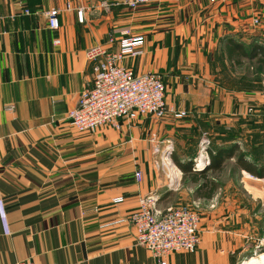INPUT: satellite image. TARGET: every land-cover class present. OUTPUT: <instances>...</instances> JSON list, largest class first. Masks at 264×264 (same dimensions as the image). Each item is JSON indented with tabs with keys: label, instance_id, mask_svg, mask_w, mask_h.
I'll use <instances>...</instances> for the list:
<instances>
[{
	"label": "crops",
	"instance_id": "0c3cea01",
	"mask_svg": "<svg viewBox=\"0 0 264 264\" xmlns=\"http://www.w3.org/2000/svg\"><path fill=\"white\" fill-rule=\"evenodd\" d=\"M67 1L0 0V264H160L138 245L129 221L140 200L152 194L161 209H204L196 251L173 253L167 264L259 260L264 178L248 179L243 199L236 196L241 185L233 193L222 183L211 200H195L196 186L182 180L173 155L183 163L193 158L196 169L205 159L199 145L208 129L211 149L239 143L249 162L264 167V128L247 133L255 126L251 121L230 117L233 64L224 49L229 38L247 51L254 43L264 48V0H238L240 9L236 0H149L135 10L121 4L107 9L105 0H70L67 10ZM53 9L60 11L56 31L46 16ZM257 15L261 24L252 29ZM125 31L145 42L143 54L127 57L124 66L137 75L162 76L168 115L79 132L68 112L94 83L95 63L87 52L116 51ZM173 110L186 116L179 119ZM237 127L239 142L228 139ZM169 145L180 185L177 177L170 182L155 152Z\"/></svg>",
	"mask_w": 264,
	"mask_h": 264
},
{
	"label": "built area",
	"instance_id": "2783aa9c",
	"mask_svg": "<svg viewBox=\"0 0 264 264\" xmlns=\"http://www.w3.org/2000/svg\"><path fill=\"white\" fill-rule=\"evenodd\" d=\"M147 3L149 0H105L102 6L108 9L111 4H121L135 10ZM66 9H72L70 0L67 1ZM59 15L57 9L46 13L51 30L59 28ZM78 17L83 21L82 9L78 10ZM260 23L259 17L253 19V25L259 26ZM144 42L143 36L125 31L116 51L94 47L87 52L88 58L95 63L94 83L81 93L78 106L68 112V119L77 131L93 132L103 126L120 129L121 120L134 121L141 116L162 119L168 115L166 86L162 77L157 73L137 75L124 66L127 57L143 54ZM171 112L177 118L185 116L183 111ZM208 144V140H202L200 152L205 159H199L196 166L200 162H204V166L206 162L209 163ZM155 152L161 155L160 164L169 174L170 182H175L172 170L177 168L172 161V147L169 145ZM136 178L141 180L142 174L136 173ZM122 201V198L114 200L116 203ZM158 202L159 198L155 194L142 198L129 221L138 245L148 249L159 259L160 264H167L166 258L173 253L196 251L200 244L201 216L186 207L161 209ZM16 264L35 263L27 260Z\"/></svg>",
	"mask_w": 264,
	"mask_h": 264
},
{
	"label": "trees",
	"instance_id": "16d2710c",
	"mask_svg": "<svg viewBox=\"0 0 264 264\" xmlns=\"http://www.w3.org/2000/svg\"><path fill=\"white\" fill-rule=\"evenodd\" d=\"M259 17V16H257ZM260 21H261V17ZM261 24V23H260ZM225 53L227 60L233 64V68L242 67L245 61H250L258 67V74H264V48L254 43L247 51V46L234 38L226 39ZM228 139L234 140L236 136L231 134ZM210 163L200 170L193 168V158L187 163L181 162L176 155L173 160L182 172V180L195 185L193 197L195 200H211L218 192L220 178L226 172L227 166L234 161L238 170H244L256 178H264V167L257 169L254 163L247 159L248 154L241 151L239 144L234 143L227 148L216 151L209 149Z\"/></svg>",
	"mask_w": 264,
	"mask_h": 264
},
{
	"label": "rangeland",
	"instance_id": "374dc122",
	"mask_svg": "<svg viewBox=\"0 0 264 264\" xmlns=\"http://www.w3.org/2000/svg\"><path fill=\"white\" fill-rule=\"evenodd\" d=\"M236 1H238V0H236ZM242 3L243 2H241V1L236 2L239 9H240V4L242 5ZM245 3H249V1L245 0ZM237 16L239 18H241L240 17L241 16L240 11L237 14ZM257 16L252 17L250 20V26L252 29H257V27H258L256 25H253V19L257 18ZM245 30H247V27H245ZM233 83L234 84H233L232 88L234 89L235 95H234V99L232 100L233 101V111H232V114L230 115V117L237 120V122L241 121L243 119V117L245 118V119H243V121H245V120L251 121L250 124L253 123V125H255V126L248 127L246 129V132L251 133V134H257L258 130H260L261 128H264V107H263L264 103L259 104L260 100L258 99L259 93L264 98V74H258V67L256 66L255 63L250 62V61H245L244 65L240 68L234 66V68H233ZM247 95H249V99L247 98ZM183 112H185V111H183ZM207 115L208 114L201 116V117H207ZM185 116H186V112H185ZM185 116H183L181 118H184ZM208 117H209V115H208ZM181 118H179V119H181ZM235 129L239 130V132H236V134H235L236 139H234V140L239 142V140L243 136V133H242V130L240 127H237ZM203 130H204V132H202V134H201L202 139L208 140L207 138H209L210 140H212V138H210L211 134L209 133V130L208 129H203ZM203 136L206 138H203ZM251 137H253V136L251 135ZM237 138H239V140ZM237 144H239V143H237ZM159 146H161V145H159ZM199 146H200V151H201L202 150L201 143ZM211 146H212V143L208 144L207 151H209ZM239 146H240V144H239ZM247 147H249V146L246 145L245 150ZM253 148L251 150H254L253 152H255V153H257L258 151H262L261 149L258 150V148H255V149H253ZM240 149H241V151H243L242 148H240ZM160 150L162 151L163 149L161 148ZM209 163H210V161H209ZM230 163L231 164H229L227 166L226 172L223 173L222 177L220 178L221 185H222V183H223V185H228L229 190L233 193L235 192L233 190H237L238 188H240V185H241L242 189L237 190L238 195H236V196L243 199V198H245V194H246V188H244V187L248 185L247 180L248 179L255 180L256 177H254L252 175L248 176V174L242 173V170H238L234 166V164H233L234 161H231ZM203 165H204V163H203ZM180 173L181 172L178 171V173H176L175 177L173 175L174 179L177 177V180H178L177 185H180V182H179L180 176H181ZM173 183L176 184V180ZM243 185H244V187H243ZM245 204H247V203H245ZM174 207H176V206H174ZM182 207H186V208H190L192 210H195L201 216V219H202V213H203L204 209H201L200 205H199V207L198 206L193 207V205H191V206H177V208H182ZM182 253H186V252H182Z\"/></svg>",
	"mask_w": 264,
	"mask_h": 264
},
{
	"label": "bare ground",
	"instance_id": "6f19581e",
	"mask_svg": "<svg viewBox=\"0 0 264 264\" xmlns=\"http://www.w3.org/2000/svg\"><path fill=\"white\" fill-rule=\"evenodd\" d=\"M201 163V164H200ZM199 164H200V169H202V168H205L209 163H205V166L203 165V163L204 162H200ZM199 164L196 166V169H199ZM201 165H202V167H201ZM259 260H252V262L250 263V264H253V263H255V264H264V254H262L261 256H259V258H258ZM249 264V263H248Z\"/></svg>",
	"mask_w": 264,
	"mask_h": 264
}]
</instances>
